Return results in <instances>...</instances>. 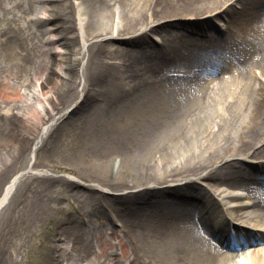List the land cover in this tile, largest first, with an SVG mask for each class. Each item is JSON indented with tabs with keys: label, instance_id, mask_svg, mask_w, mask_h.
Wrapping results in <instances>:
<instances>
[{
	"label": "bare ground",
	"instance_id": "obj_1",
	"mask_svg": "<svg viewBox=\"0 0 264 264\" xmlns=\"http://www.w3.org/2000/svg\"><path fill=\"white\" fill-rule=\"evenodd\" d=\"M257 180L264 0H0V264H264Z\"/></svg>",
	"mask_w": 264,
	"mask_h": 264
},
{
	"label": "rangeland",
	"instance_id": "obj_2",
	"mask_svg": "<svg viewBox=\"0 0 264 264\" xmlns=\"http://www.w3.org/2000/svg\"><path fill=\"white\" fill-rule=\"evenodd\" d=\"M38 15L40 14V13H37ZM258 71V70H257ZM249 161H251V160H249ZM249 161H247V162H249ZM251 162H253V161H251ZM58 174H60V175H64V176H66V177H71V176H68V174H65V172H58ZM220 185H222L221 187H224L223 186V184H220ZM69 204H68V202H66V201H62V203H61V205L62 206H64V207H66L67 205L69 206V208H68V213H71L72 212V214L76 217V214H75V210H76V206H77V204L76 203H72V201H71V199L69 198ZM38 229V228H37ZM35 233H32L33 235L30 237V238H28V236H26V237H24L23 239H24V242H25V246L27 247V248H25L26 250H28L29 252H30V250L31 251H33L34 249H30L31 248V245L33 246V242L36 240V233H37V231H34ZM31 253V252H30ZM35 254V253H34ZM30 254H28L27 256L24 254V252H22L21 253V255H19V258H22V259H26L28 256H29Z\"/></svg>",
	"mask_w": 264,
	"mask_h": 264
}]
</instances>
